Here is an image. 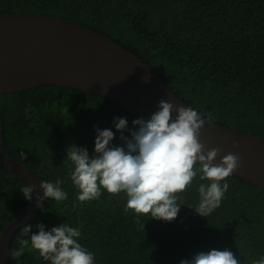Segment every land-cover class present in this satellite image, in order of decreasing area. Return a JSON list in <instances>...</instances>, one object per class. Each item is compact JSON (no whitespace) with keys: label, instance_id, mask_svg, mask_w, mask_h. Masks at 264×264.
Segmentation results:
<instances>
[{"label":"trees","instance_id":"16d2710c","mask_svg":"<svg viewBox=\"0 0 264 264\" xmlns=\"http://www.w3.org/2000/svg\"><path fill=\"white\" fill-rule=\"evenodd\" d=\"M1 13H38L79 22L119 42L143 59L203 117L230 129L264 137V0H0ZM4 141L11 154L42 182L62 181L64 201H45L31 224L78 227L79 242L95 264H179L201 251L230 250L241 264L264 255V189L230 176L221 205L203 217L194 208L201 181L180 195L175 220L124 211L126 197L106 191L80 202L63 161L69 145L94 149L95 128L114 117L138 118L115 102L79 89L41 85L0 95ZM115 131V129H113ZM127 135V133H126ZM120 144L119 133L113 141ZM27 180L0 163V235L30 203L20 192ZM146 220V221H145ZM144 228L142 227L143 223ZM23 228V227H22ZM9 264H44L38 252Z\"/></svg>","mask_w":264,"mask_h":264},{"label":"clouds","instance_id":"9594fccd","mask_svg":"<svg viewBox=\"0 0 264 264\" xmlns=\"http://www.w3.org/2000/svg\"><path fill=\"white\" fill-rule=\"evenodd\" d=\"M210 119L203 117L196 108L175 107L160 99L157 110L148 119H133L131 128L126 117H114L110 128H95L92 155L87 148L69 145L63 161L71 169L70 179L78 190L77 199L89 202L105 191L115 195L123 193L126 214L132 212L138 220L147 217L146 220L171 222L183 205L178 203L179 194L199 177L206 183L199 184V202L192 208L207 218L221 205L230 187L227 178L239 167L237 155L229 153L216 163L220 150L205 151L199 142L200 130L205 123L210 124ZM117 133L121 141L118 145L113 143ZM234 147L238 145L234 144ZM61 184L59 180L41 182L42 195L36 193L32 184L20 192L29 202L35 197L36 206L41 207L43 201L67 199ZM32 227L26 224L22 228L25 238L18 241L15 255L22 256L25 249H31L38 252L44 264H95L94 253L79 242L81 232L78 227L67 221L50 229L38 223L35 233ZM179 264L241 262L228 249H210L181 259ZM252 264H264V255Z\"/></svg>","mask_w":264,"mask_h":264},{"label":"water","instance_id":"95a60500","mask_svg":"<svg viewBox=\"0 0 264 264\" xmlns=\"http://www.w3.org/2000/svg\"><path fill=\"white\" fill-rule=\"evenodd\" d=\"M41 85L93 93L144 119L157 110L160 99L175 107L186 105L143 59L112 38L69 19L38 13L0 12V95ZM172 115H176L175 111ZM199 142L205 151L220 150L216 163L229 153L237 155L239 167L232 176L264 189L263 136L210 121L200 130ZM0 163L12 175L31 183L36 193L42 195L40 177L6 147L1 110ZM44 202L37 207L34 197L2 230L0 264H9L14 234L37 218Z\"/></svg>","mask_w":264,"mask_h":264}]
</instances>
